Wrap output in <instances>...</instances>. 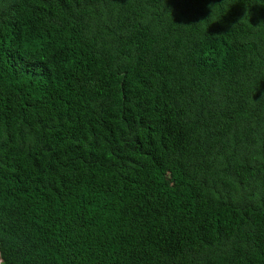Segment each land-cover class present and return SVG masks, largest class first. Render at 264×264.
I'll return each instance as SVG.
<instances>
[{
  "label": "trees",
  "instance_id": "16d2710c",
  "mask_svg": "<svg viewBox=\"0 0 264 264\" xmlns=\"http://www.w3.org/2000/svg\"><path fill=\"white\" fill-rule=\"evenodd\" d=\"M0 264H264V0H0Z\"/></svg>",
  "mask_w": 264,
  "mask_h": 264
}]
</instances>
